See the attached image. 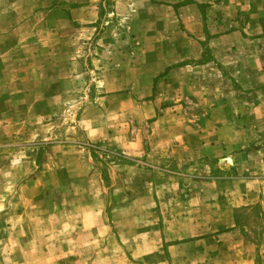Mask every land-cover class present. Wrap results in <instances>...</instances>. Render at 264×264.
I'll list each match as a JSON object with an SVG mask.
<instances>
[{
	"label": "rangeland",
	"instance_id": "rangeland-1",
	"mask_svg": "<svg viewBox=\"0 0 264 264\" xmlns=\"http://www.w3.org/2000/svg\"><path fill=\"white\" fill-rule=\"evenodd\" d=\"M158 41L159 97L226 139L136 157L89 140L83 115L145 133L98 97ZM184 65L199 99L164 78ZM263 197L264 0H0V264H264Z\"/></svg>",
	"mask_w": 264,
	"mask_h": 264
},
{
	"label": "crops",
	"instance_id": "crops-1",
	"mask_svg": "<svg viewBox=\"0 0 264 264\" xmlns=\"http://www.w3.org/2000/svg\"><path fill=\"white\" fill-rule=\"evenodd\" d=\"M180 7L181 10H186L188 4ZM158 43H160V41L150 48L149 51L147 50V53H144L142 56L144 58H153V60L151 59L152 61H148V64H141V67H132L131 65V68L134 70L133 77L124 74L123 79L117 77V80H113V84H117L115 89H127V93H118L112 97H107L106 95L98 97L101 98V101H99L100 106L104 107L106 104H112L110 111L109 108H105L104 111L100 110L101 116L108 117L107 114L112 113L113 116H111V118H114L115 121H121L126 115L131 116L133 121L134 119L138 122L147 121L148 124L145 133L140 129H137V126H134L133 130H129V124L128 131L125 133L122 128L114 130L112 133H108L107 128H109L108 125L111 123H107L108 125L103 124V118H100V115H97L94 118H88L87 115H83L80 117L77 124H79V127L84 130L85 135L89 140L99 143L111 141L112 144L110 146L136 157L142 153H146L147 155L155 154L157 151L164 149L165 147L170 148L171 152H180L184 147L182 146V143H184L185 138L192 148L197 142L201 143L202 140L208 136L212 141H224L226 139L225 137L221 138V133H207L210 128L209 126L202 129L203 133H199L191 128V126L185 123L183 115L180 113V107L177 104L165 105L166 102L163 98L159 97L161 95V92L159 91L163 88H158L157 82L154 84V78L157 74L163 72L166 66H169V64L171 65V63L167 58V56L170 57L168 52L163 49H158L160 46ZM182 55L183 54H181V56ZM185 56H187L186 52ZM146 65H149V68L141 70L142 67ZM187 66L189 65L169 69L168 74L164 76V78L168 76L169 79L175 83H171V85H173L171 88L177 89L184 93L185 96L199 99L197 91L199 90V86L197 82L191 77H189V79L184 74V72L188 70L185 69ZM195 71L197 72L196 68ZM181 73L183 75H177ZM175 74L177 76L173 77ZM142 81L145 82V93L140 95L139 90L143 87ZM143 96L151 97L139 101V98H143ZM103 103H105V105H103ZM105 129L106 132L104 131ZM143 138H146L145 143H143ZM147 143L148 147H143L147 146ZM249 151L250 150H246V152ZM249 178L251 177L247 176L246 179L239 178L240 186H243L244 184L248 186L250 182ZM262 199L264 213V197Z\"/></svg>",
	"mask_w": 264,
	"mask_h": 264
}]
</instances>
